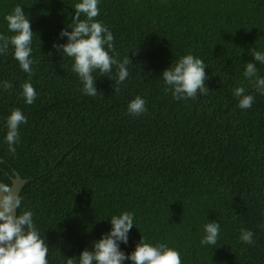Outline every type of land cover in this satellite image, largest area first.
Returning a JSON list of instances; mask_svg holds the SVG:
<instances>
[{
    "label": "trees",
    "instance_id": "trees-1",
    "mask_svg": "<svg viewBox=\"0 0 264 264\" xmlns=\"http://www.w3.org/2000/svg\"><path fill=\"white\" fill-rule=\"evenodd\" d=\"M77 2L0 0V34L11 35L4 17L17 5L30 20L37 93L25 103L28 74L10 46L0 54V82L13 85L0 83V182L26 180L17 214L33 212L48 264H79L124 211L134 217L128 243L119 244L126 255L142 237L176 249L182 264H264V95L243 75L252 62L264 77L249 52H264V0H99L96 19L132 64L119 93L115 66L111 80L94 72L97 96L82 93L72 59L53 47L66 43L59 33ZM187 54L204 61L209 91L174 100L162 71ZM238 86L254 96L248 109L238 107ZM137 95L147 111L134 117L127 104ZM12 108L27 118L15 156L5 142ZM210 221L220 224L219 239L201 245ZM241 228L254 244L240 240Z\"/></svg>",
    "mask_w": 264,
    "mask_h": 264
},
{
    "label": "clouds",
    "instance_id": "clouds-1",
    "mask_svg": "<svg viewBox=\"0 0 264 264\" xmlns=\"http://www.w3.org/2000/svg\"><path fill=\"white\" fill-rule=\"evenodd\" d=\"M100 15L99 0H79L74 4V15L71 25L61 29L59 36L66 37V43L54 44L53 47L62 51L73 63L71 69L77 74L82 83V93L88 96L101 94L95 87L93 73L98 71L100 76L111 78L113 66L116 69L115 93L120 92L118 85L129 76L127 66L132 64L126 55L119 59V52L114 46L112 32L96 18ZM83 16V19L81 18ZM8 32L11 35L0 34V54L7 55L11 46L12 55L19 67L28 74V80L21 85L22 96L26 104L31 105L37 97L36 90L31 84L34 75L32 65V40L34 32L25 11L20 5L4 17ZM255 62L264 64V52L249 49ZM136 54V51H133ZM244 77L256 92L264 95V77L258 75L256 64L246 62ZM204 61L192 54L181 56L174 64L162 71V79L166 85L165 91L171 92L174 100L196 99L197 94L207 95L206 87L208 76L205 72ZM2 87L5 91L13 85L5 80ZM234 96L238 99V107L248 109L254 102V96L245 94L244 87H236ZM147 111L146 101L137 95L127 104V114L140 116ZM27 123L26 116L19 108L10 109L6 117L5 142L9 154L16 155V145L19 142V128ZM13 185L0 182V264H48L49 247L45 238L33 221V212L21 208L22 197L19 191H12ZM111 229L98 240L92 242L91 249H85L79 254V264H123L130 260L132 264H182L180 253L167 244L151 243L140 238L130 254L120 250L119 244L128 243V233L134 226V217L131 212L124 211L119 215H112L109 219ZM204 235L201 245H216L220 236V224L210 221L203 226ZM240 240L252 245L255 243L253 232L240 229ZM66 264H75L72 257L67 258Z\"/></svg>",
    "mask_w": 264,
    "mask_h": 264
},
{
    "label": "water",
    "instance_id": "water-1",
    "mask_svg": "<svg viewBox=\"0 0 264 264\" xmlns=\"http://www.w3.org/2000/svg\"><path fill=\"white\" fill-rule=\"evenodd\" d=\"M26 180H23L20 178L19 175H15V178L12 180V185H13V188H12V191L15 193L17 191L20 192L22 186L25 184Z\"/></svg>",
    "mask_w": 264,
    "mask_h": 264
}]
</instances>
